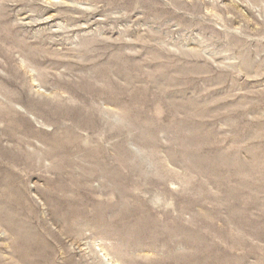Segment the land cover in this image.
I'll list each match as a JSON object with an SVG mask.
<instances>
[{
  "label": "rangeland",
  "instance_id": "rangeland-1",
  "mask_svg": "<svg viewBox=\"0 0 264 264\" xmlns=\"http://www.w3.org/2000/svg\"><path fill=\"white\" fill-rule=\"evenodd\" d=\"M0 264H264V0H0Z\"/></svg>",
  "mask_w": 264,
  "mask_h": 264
},
{
  "label": "bare ground",
  "instance_id": "bare-ground-1",
  "mask_svg": "<svg viewBox=\"0 0 264 264\" xmlns=\"http://www.w3.org/2000/svg\"><path fill=\"white\" fill-rule=\"evenodd\" d=\"M80 112H81V111H80ZM84 113H86V111H85Z\"/></svg>",
  "mask_w": 264,
  "mask_h": 264
}]
</instances>
